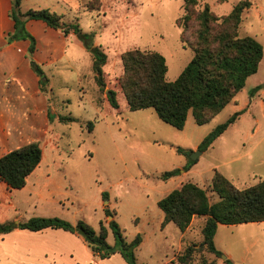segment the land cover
I'll use <instances>...</instances> for the list:
<instances>
[{"label": "rangeland", "instance_id": "rangeland-1", "mask_svg": "<svg viewBox=\"0 0 264 264\" xmlns=\"http://www.w3.org/2000/svg\"><path fill=\"white\" fill-rule=\"evenodd\" d=\"M241 1L199 0L196 9L202 11L208 4L222 17ZM248 1L251 7L242 14L239 36L255 38L264 52V0ZM184 4V0H22V12L51 5L60 11L63 23H79L84 32L95 35V44L108 56L103 68L107 91L114 90L121 105L116 111L103 107L107 91L98 89L90 57L86 59L77 47L76 42L83 43L74 34L65 37L60 30L46 33L57 46V53L66 52V56L58 63L42 66L49 79L42 89L50 96L55 116H71L77 121L51 124L46 138L39 142L43 158L35 185L24 191L11 190L10 203L14 202L17 212L10 208L0 213V223L13 221L14 215L23 222L33 217H58L72 224L85 221L98 230L105 216L102 206L106 201L101 194L106 192L110 195L107 201L116 204L124 236L134 237L135 220L139 219L145 245L138 255L144 264H178L177 256L192 244L197 247L193 264H228L227 260L232 264H264V222L219 225L215 245L220 256L200 247L206 217H195L187 233L173 223L167 231L154 234L152 225L143 228L149 216L161 212L157 201L176 189L179 181L178 188L187 182L197 184L214 203L218 201L211 187L215 170L239 189L264 180V56L258 72L247 80L235 102L205 125H197L190 113L184 130L179 131L161 121L153 109L130 111L125 97L118 98L125 52L141 49L161 53L168 64V81H175L191 61L194 52L181 41L182 27L178 25L185 13ZM65 39H69L67 51ZM18 52L29 59L26 52ZM255 87L260 89L250 98ZM238 108L245 109L244 113L193 160L198 152L195 145ZM4 122L13 123L9 116L0 114V125ZM89 122L94 123L92 132ZM177 148L185 154L178 153ZM191 160L197 162L185 172L183 167ZM177 168L181 174L175 183L161 178ZM108 242L114 245L113 235Z\"/></svg>", "mask_w": 264, "mask_h": 264}, {"label": "trees", "instance_id": "trees-1", "mask_svg": "<svg viewBox=\"0 0 264 264\" xmlns=\"http://www.w3.org/2000/svg\"><path fill=\"white\" fill-rule=\"evenodd\" d=\"M185 13L178 19L182 27L180 39L194 56L175 81L167 80L169 71L166 58L159 52L134 49L122 55L123 75L119 85L130 111L153 109L159 119L171 127L184 130L189 114L192 113L197 125H205L213 120L245 87L247 80L259 70L263 59V46L253 37L239 36L242 14L251 7L248 0L239 2L230 14L217 16L206 4L202 11L196 6L199 0H184ZM9 17L14 22V30L6 37V43L28 41V56L33 71L39 77L40 85L46 86L49 79L42 68L33 60L37 50V39L28 30L31 20L43 21L48 27L60 30L65 37L74 34L90 53L95 83L101 92L107 91L104 66L108 56L101 46L94 42L93 33L84 32L79 23H63L62 16L50 9H29L22 12V0H11ZM197 23V24H196ZM255 87L250 91V98L259 91ZM41 91L44 90L41 88ZM107 101L113 109H119L117 93L108 90ZM245 110L234 113L225 123L218 125L199 144L198 150L206 152L233 125ZM52 118V116H50ZM60 121L69 124L76 122L73 117H60ZM93 131L94 123H88ZM176 151L185 154L181 148ZM192 152V151H191ZM43 152L39 142H32L10 151L0 157V181L9 189L21 190L27 184L28 177L42 161ZM189 161L183 167L185 172L196 164ZM180 169L161 175L168 180L179 175ZM212 191L218 201L211 203L206 191L197 184L187 182L166 195L158 202L164 212L163 226L173 223L181 232H185L195 217H206L202 228L203 241L200 247L220 256L215 245V236L219 225H241L264 222V180L256 185L239 189L223 174L215 170L211 182ZM104 201L108 194L102 193ZM107 217L113 216L109 227L113 231L115 244L107 242L108 230L101 222L96 231L85 221L72 224L58 217H33L26 222L16 224L13 221L0 223V234H8L15 229L33 232L45 229H63L82 236L91 250L100 258L111 257L120 253L128 264H139L137 250L143 239L137 235L127 241L114 213L108 208ZM196 245H187L177 256L178 264H193ZM232 264L231 261H226Z\"/></svg>", "mask_w": 264, "mask_h": 264}, {"label": "crops", "instance_id": "crops-1", "mask_svg": "<svg viewBox=\"0 0 264 264\" xmlns=\"http://www.w3.org/2000/svg\"><path fill=\"white\" fill-rule=\"evenodd\" d=\"M11 6V0H0V114L6 117L9 116L11 118V121L13 122H4V124L0 125V157L10 151L21 148L32 142H41L43 138H46L45 136L49 132L48 128L53 122L63 123L60 121V117H71L59 116L57 114V116L54 115V112L51 109L52 104L49 101L50 96L41 91L42 86L39 83L40 79L33 71L30 60L23 58L21 56L22 54L18 52V50H21V52H26L28 54L29 42L19 41L12 44L6 43L7 35L14 30V22L11 20V18H9L8 14L11 10ZM38 8L50 9L51 11L54 10L53 12L61 14L57 8L51 5H43L42 7ZM27 28L37 39V50L33 56V60L41 68L46 64L58 63L62 58L66 56V52H63L62 55H59L57 53V46L55 45V43H53L48 37L45 36L46 33H53V31L55 30L48 27L43 21L31 20L27 23ZM71 37H69V39ZM69 39L64 40V50L66 51L69 48ZM76 43L77 47L81 51H83L84 56L86 55L85 58L89 59L90 57L89 61H91L90 66L92 70L93 60L90 53H88L84 49L82 44H79L78 42ZM48 84L49 81L47 85ZM121 97H124V94L120 87L118 92L119 100L121 99ZM119 105H121V102ZM96 106L98 108L107 107L111 111L118 110L113 109L107 99L103 101V107L99 106L97 103ZM242 110L245 109L241 108L239 111ZM50 116H52V118ZM198 146L199 145H195V148H197ZM40 164L28 177L26 186L21 190L24 191L26 190V187L35 185L37 172L41 167ZM192 170L189 173H193ZM189 175L191 176L192 174ZM177 176L164 181H171V183H175ZM179 185H181V181L176 183V189ZM11 190L12 189H9L5 183L0 181V213H5L10 208L16 211V205L13 204L14 202L10 203V201H13V192ZM33 190L34 189H30V191ZM172 191L173 190L169 191L168 194ZM108 196L110 198L109 194ZM159 201H157V204ZM106 208L114 213V219L118 223V212L116 204L112 203L111 199H109V201L103 203L102 210L104 214ZM160 211L161 212L155 211V213L152 214L153 216H149L143 228L151 227L152 225L153 229L151 232L153 234L156 231H167V229L170 227V223L163 226L165 215L161 209ZM13 222L18 224L19 222L23 221L19 219L18 215H14ZM101 222L106 226L108 230V242L109 237L113 235V231L109 227V217H107L105 214L104 220ZM135 222L136 226L134 237L132 239H129L125 236L127 241L129 242L132 241L137 235H143V231L139 227V219L137 218ZM121 229L124 231L123 228ZM95 230L99 231L100 227L98 230ZM188 231H190V227L184 233H187ZM144 245L145 235L143 237V242L140 248L137 250V258L139 264H144L142 261H140L138 255V252ZM0 264L128 263L118 252H116L109 258L102 259L91 250V248L85 242L84 238L79 234L71 233L63 229L49 228L38 232L15 229L8 234H0Z\"/></svg>", "mask_w": 264, "mask_h": 264}, {"label": "water", "instance_id": "water-1", "mask_svg": "<svg viewBox=\"0 0 264 264\" xmlns=\"http://www.w3.org/2000/svg\"><path fill=\"white\" fill-rule=\"evenodd\" d=\"M264 87V86H263ZM107 93H108V91H107ZM202 154V151L201 150H198V152L197 153H194L193 154V160H196L197 159V157H198V155H201ZM107 202V201H106ZM109 218H112V216H109Z\"/></svg>", "mask_w": 264, "mask_h": 264}]
</instances>
